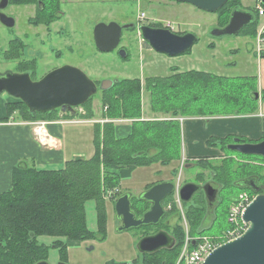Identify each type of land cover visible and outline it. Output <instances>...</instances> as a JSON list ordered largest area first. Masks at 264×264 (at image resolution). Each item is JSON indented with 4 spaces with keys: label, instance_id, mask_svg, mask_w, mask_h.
I'll return each mask as SVG.
<instances>
[{
    "label": "rangeland",
    "instance_id": "1",
    "mask_svg": "<svg viewBox=\"0 0 264 264\" xmlns=\"http://www.w3.org/2000/svg\"><path fill=\"white\" fill-rule=\"evenodd\" d=\"M22 1L19 4H28V2ZM62 2L69 4L59 7L65 13V17L53 23L51 22L49 28L44 26L34 27L27 24V17L31 13L25 6H18L14 9V17L19 22L13 30H8L0 25V75H4L6 71L13 70L17 66V62L12 63L9 57L10 52L2 53L7 49L11 37L26 33L28 40L25 44L24 56L34 59L33 63L27 66L26 69L36 70L37 81L57 67L61 68L63 66H72L82 70L92 82L96 83L97 87L104 80L120 82L125 79H140L141 118H107L101 104L103 100L101 90L92 97L88 107L78 108L76 110L77 114L88 112L89 109L94 112L93 109L95 108L99 114L98 118L114 124V127L123 124L132 126L137 121L173 122L176 125V132L179 130L178 144L175 139L179 152L177 155L174 154L176 159L167 164L159 161L150 166L121 168V171L130 168H145L146 173L138 171L133 175L131 181L122 182L120 179L118 188L108 193L105 199L103 198L101 210L105 219L103 229H98L94 203L89 202L87 204L88 228L94 234L101 232L102 235H97L94 240L72 241L67 239L65 254L53 248L54 240L52 238H39L41 244L44 243L50 247L47 258L48 263L59 264L64 261L67 264H108L107 261L113 259L114 261H129L126 264H141L142 255L137 251L136 245L142 238L154 235L159 231H166L171 236H177L179 232L182 233L183 231L185 233L184 240L199 237L194 232L201 228L205 230L203 235L200 236L217 238L223 235L229 229L227 212L235 199L234 197L243 192L255 195L252 191H250L251 193L248 192V189L245 191V189L233 186L234 182L252 174H260L262 177L259 179V183L264 186V159L256 156H242L238 152L229 149L230 152L223 151L220 148L221 154L218 157L186 158L183 152L184 141L181 130L185 122H201L204 119L211 121L221 117L253 115L258 109L254 110L255 108L249 105L247 107L250 108L248 110H245L246 108L242 109L240 114H237L236 109H234L230 114L184 115L179 113L176 107L169 108L166 105L155 104L152 96L154 88L149 89V86L157 82L158 78L189 72L181 69L185 70L184 64L193 58L200 59L199 62H202L203 66H209L210 62V66L215 67L218 65V67L224 68L222 71L224 76L254 74L256 68L255 62H253L254 59L257 60L261 57L264 59V17L255 14L257 17L255 31L252 28H246L239 35L222 38H214L210 35V32L214 28L227 26L231 13L236 8L251 9L257 12L259 0H230L227 6L216 13H207L189 4L178 3L173 0H62ZM101 23H116L120 26L135 24V28L124 30L121 43L115 51L102 53L97 50L93 37L95 26ZM141 26L171 28L178 35L191 33L197 37L198 41L191 51L186 52V54L169 57L150 48L149 44L143 40L140 31ZM120 50L125 51V58L119 55ZM59 56L60 58H58ZM3 57L5 58L3 59ZM250 84L252 85L251 82ZM252 88L256 89L255 95L259 94L260 96L258 89L255 86H252ZM249 89L246 90L245 94ZM218 99L222 100L224 97L220 96ZM17 102L20 101L3 94L0 96V110L3 109L4 115L7 114L8 117L7 104ZM150 102L155 111H153ZM224 107L234 108V105L224 99ZM21 110L22 107L19 110H13L12 116L21 120ZM143 114L145 118H143ZM82 117L85 120L93 119L88 115ZM4 119L7 118H0V123L5 121ZM105 123L94 124V126L103 127ZM80 127L84 129V135L82 134L84 143L80 141L79 147L84 157L80 160H89L95 155L94 153L89 156L93 148L95 149L93 141L96 128H91L90 125H80ZM88 138L92 139V145L89 143ZM154 146L158 145L154 144ZM158 148L153 147L151 150L155 152ZM212 170L220 172L221 178H213ZM150 176L153 177L151 180L154 182L164 179L174 181L177 187L186 183L198 184L209 180L221 182V179L224 186L221 187L219 202L216 203L214 212L207 211L206 200L202 194L196 195L190 203L183 205L184 203L180 202L176 192L165 200L164 204L167 207L168 214L158 227L142 228L123 233L116 232L114 228L119 223L114 210V200L118 198V195L133 193L132 208L133 210L135 208L137 215H143L149 208L145 203H138L137 197L143 189L142 182L144 178ZM187 213H189V217ZM176 226H181L182 231H178ZM104 234L106 240H103ZM71 244L80 245L81 249L73 248L68 251ZM88 247L93 249L88 251ZM172 252L162 250L156 253L158 254L156 257L160 260L163 258L164 260L165 258L173 259L176 251ZM179 257L177 261H179Z\"/></svg>",
    "mask_w": 264,
    "mask_h": 264
},
{
    "label": "trees",
    "instance_id": "2",
    "mask_svg": "<svg viewBox=\"0 0 264 264\" xmlns=\"http://www.w3.org/2000/svg\"><path fill=\"white\" fill-rule=\"evenodd\" d=\"M49 1L52 6L54 1L59 0ZM22 2L27 3L28 1ZM255 22L245 27L239 34L246 28H252L255 31L257 28ZM252 86L256 87L255 77L227 78L210 73L189 71L171 77L158 78L157 82L149 86V89L154 88L152 96L155 104L166 105L169 108L176 107L178 112L184 115H208L230 114L234 109L237 114H240L242 109L248 110L249 105L256 110V89ZM247 89L249 91L245 94ZM101 93L103 95L101 104L107 118H141L140 79L122 80L115 83L111 89L101 91ZM220 96L233 103L234 108L224 107V99H218ZM91 100L92 98L80 108L88 107ZM221 102H223L222 106ZM21 107L20 116L22 118L20 119L23 121L34 122L46 119L53 121L58 119L57 114L60 112L57 110L46 114L31 113L21 102L9 103L7 104L8 117L4 120L8 121L13 110H19ZM85 113L87 114L84 115L89 117L94 114L91 109ZM76 115L77 112L73 115L66 113L64 116L67 119L74 118ZM94 127L96 128L93 141L95 155L91 159L70 160L56 169H37L28 167L26 164H20L15 168L12 176V189L0 194V264L48 262L50 247L39 242V238L42 237L52 238L53 248L65 254L67 239L72 241L94 240L97 235H102L101 232L94 234L88 228L87 204L94 203L98 229H103L105 219L101 211L102 200L108 193L118 188L120 169L128 166H150L159 161L167 164L176 159L174 156L179 152L175 144V139L178 144L179 130L176 132V125L173 122L137 121L131 126V133L120 139L116 137L112 123L107 122L103 127ZM233 140V137L228 136L224 139H214L209 144L210 147L230 152L226 146L233 143ZM240 142L248 143L246 140ZM153 147L161 149L158 148L152 152ZM211 174L213 178H221L220 172L216 170H212ZM250 177H256L259 182L262 175H249L235 181L233 186L245 189V191L248 189L250 192L249 188L238 185ZM220 181L217 182L222 184V179ZM259 194H264V188ZM145 205L149 208L148 204L145 203ZM132 211L137 217L142 216L136 214L135 208L134 210L132 208ZM187 216L189 217V213ZM176 228L182 231L181 226H176ZM204 230L201 228L194 233L200 236L203 235ZM182 233L179 232L177 236H172L176 244L173 249L165 250L169 253L176 251L173 259L160 260L156 257L158 255L156 253L155 255H142L143 264H176L185 241V233ZM103 238L106 240L105 234ZM61 263L67 264L64 261Z\"/></svg>",
    "mask_w": 264,
    "mask_h": 264
},
{
    "label": "water",
    "instance_id": "3",
    "mask_svg": "<svg viewBox=\"0 0 264 264\" xmlns=\"http://www.w3.org/2000/svg\"><path fill=\"white\" fill-rule=\"evenodd\" d=\"M173 1L189 4L207 13H216L229 0ZM259 1L264 5V0ZM6 6L7 3L3 4L1 8ZM0 21L7 28L14 27V20L4 14H0ZM254 22L253 13L236 8L231 13L227 26L212 29L210 35L214 38L236 36ZM132 27L134 25L97 24L93 30L97 50L102 53L115 51L120 45L123 29ZM140 31L143 40L149 44L151 49L169 57L185 54L198 41L194 34L178 35L164 28L141 26ZM119 55L122 58L126 57L124 50H120ZM116 82L104 80L97 87L96 83L92 82L82 70L72 66H63L51 71L39 81H32L27 73L0 75V96L7 94L9 97L19 100L31 113L46 114L58 110L62 113L75 114L76 110L95 96L99 90H109ZM256 98H259V94H256ZM227 148L241 155L264 159V141L251 144L239 143V140H235ZM238 185L247 187L257 194L243 215L247 229L240 237L215 249L203 264H264V194H259L261 187L258 185L256 177L247 178ZM176 192L180 202L184 204L190 203L195 195L203 192L207 211L214 212L215 203L218 200V190L213 189L209 183L203 186L186 183L177 187L174 181L160 182L138 195V203L149 205V209L142 216L137 217L132 211L131 201L134 197L132 193H125L115 200L114 210L116 218L121 224L115 231L123 233L158 227L166 216L165 200ZM175 244V239L171 235L166 231H159L154 235L142 238L136 248L141 255H153L161 250H171ZM91 249L93 248L88 251ZM39 264L49 263L41 262Z\"/></svg>",
    "mask_w": 264,
    "mask_h": 264
},
{
    "label": "crops",
    "instance_id": "4",
    "mask_svg": "<svg viewBox=\"0 0 264 264\" xmlns=\"http://www.w3.org/2000/svg\"><path fill=\"white\" fill-rule=\"evenodd\" d=\"M256 68L254 74L240 76H224L222 72L224 68L215 66H203L198 58H193L184 64L185 70L210 73L216 76L227 78H256V88L260 93L257 99V112L253 115H238L217 120L201 122H185L181 130L184 141L183 152L186 158H212L221 154L219 148L210 147V141L213 139H224L228 136L235 140H246L248 143L256 144L264 141V59H254ZM188 65V66H187ZM215 70V71H214ZM256 97V95H255ZM92 120H85L84 112L77 114L74 118L65 119V114L59 112L57 120H40V121H23L11 116L8 121L0 123V194L6 193L12 189V176L15 168L20 164H26L28 167L37 169H56L62 167L65 162L70 160L82 159L83 153L80 152V141L84 143L83 128L80 125L99 124L103 121L98 118V112L94 108ZM3 109L0 110V118H7ZM77 112V111H76ZM73 115V114H72ZM82 118V119H81ZM143 118L144 114H143ZM219 118V117H216ZM102 120V122H101ZM86 128V129H91ZM131 125H118L115 127V135L117 138H125L131 133ZM84 135V134H83ZM92 137V136H91ZM92 145V139L88 138ZM213 143V142H212ZM231 143V144H233ZM49 145V146H48ZM95 149L90 153L92 156ZM146 173V169L130 168L126 171H120V179L122 182L131 181L135 173ZM149 171V169H147ZM153 177L144 178L143 189L140 193L147 191L154 184L167 182L171 180L152 181ZM139 193V194H140ZM133 194V193H132ZM138 194V195H139ZM115 201V200H114ZM114 203V202H113ZM73 248H80V245H69L68 251ZM69 256V252H68ZM108 260V259H107ZM106 260V261H107ZM105 261V262H106ZM108 263H129V261L108 260ZM143 257L142 262L143 264ZM106 264V263H105Z\"/></svg>",
    "mask_w": 264,
    "mask_h": 264
},
{
    "label": "flooded vegetation",
    "instance_id": "5",
    "mask_svg": "<svg viewBox=\"0 0 264 264\" xmlns=\"http://www.w3.org/2000/svg\"><path fill=\"white\" fill-rule=\"evenodd\" d=\"M21 1L22 0H0V14H4L7 17L12 18L14 20V27L13 28H7L0 21L1 26L5 27L8 30H13L17 26V23L19 22V20H17L14 17L13 12H14V9L18 6H25L27 9H29V12L31 13V15L29 17H27V24L34 26V27H40V26L43 27L44 26L45 28H49L51 22L53 23V22L58 21L59 19H62L65 17V13L63 12V10L59 9V7L61 5L66 4V3L62 2V0H59L58 2L54 1V4L52 6L50 5L49 0H26V1H28V4H26V5L19 4V2H21ZM5 3H7V6L5 8H1V6ZM56 5H59V6L57 8L53 7ZM66 5H69V4H66ZM248 11L253 13V16H254L255 21H256L257 17L255 15V13L253 12V10L249 9ZM131 25L135 26V24H131ZM134 28L135 27H132L130 29H134ZM124 30L125 29H123L122 34H123ZM27 40H28V35H26V33H24L22 35L16 34L13 37H11L9 44L7 46V49L5 51H3L2 53L4 54L6 52H10V55L9 54L8 55H9L12 63L17 62V64H16L17 66L15 68H13V70L6 71L5 74L6 73H12V74H26L27 73L30 75L32 81H37V77L35 75L36 70L31 69V68L26 69L27 66L31 65L34 61V59L32 60V59H29L26 56H24V53L26 50L25 44H27L26 43ZM14 48H16V49H14ZM58 55H60V54H58ZM4 58L5 57H3V59ZM58 58H60V56ZM65 65H68V64H65ZM58 68L59 67H57L56 69H58ZM56 69H54V70H56ZM239 143H242V142L239 141ZM259 182H258V185L261 187V189L264 188V186L260 185ZM207 183H209L213 189L218 190V200L216 202V203H218L219 202V193L221 192L220 190H221L222 184L217 182L216 180H211V181L209 180V181L204 182V183H198V185L203 186ZM199 194H202L205 198V195L203 192H201ZM216 203H215V205H216ZM164 208L167 212L168 210L166 209L167 207L165 206V204H164ZM214 210H215V208H214ZM118 223H119V225L116 226L114 228V230L121 225L119 221H118ZM88 249H90V247H88L87 250Z\"/></svg>",
    "mask_w": 264,
    "mask_h": 264
},
{
    "label": "built area",
    "instance_id": "6",
    "mask_svg": "<svg viewBox=\"0 0 264 264\" xmlns=\"http://www.w3.org/2000/svg\"><path fill=\"white\" fill-rule=\"evenodd\" d=\"M258 4L255 14L264 17V5L260 1ZM167 29L173 31L171 28ZM256 195L243 192L233 200L228 211L229 229L220 237L187 238L177 264H203L206 258L219 246L240 237L247 229V225L243 221L244 212Z\"/></svg>",
    "mask_w": 264,
    "mask_h": 264
},
{
    "label": "bare ground",
    "instance_id": "7",
    "mask_svg": "<svg viewBox=\"0 0 264 264\" xmlns=\"http://www.w3.org/2000/svg\"><path fill=\"white\" fill-rule=\"evenodd\" d=\"M193 48V47H192Z\"/></svg>",
    "mask_w": 264,
    "mask_h": 264
}]
</instances>
